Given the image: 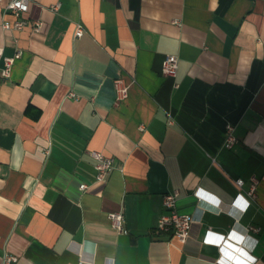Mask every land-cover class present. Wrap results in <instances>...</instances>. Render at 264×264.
<instances>
[{
    "label": "crops",
    "instance_id": "crops-1",
    "mask_svg": "<svg viewBox=\"0 0 264 264\" xmlns=\"http://www.w3.org/2000/svg\"><path fill=\"white\" fill-rule=\"evenodd\" d=\"M4 2L0 264H264V0H29L20 29ZM91 150L113 158L103 181ZM175 189L184 242L156 228Z\"/></svg>",
    "mask_w": 264,
    "mask_h": 264
},
{
    "label": "built area",
    "instance_id": "built-area-1",
    "mask_svg": "<svg viewBox=\"0 0 264 264\" xmlns=\"http://www.w3.org/2000/svg\"><path fill=\"white\" fill-rule=\"evenodd\" d=\"M3 1V0H0ZM29 0H5L4 10L9 11L14 16L12 21L3 20L1 26L5 29H20L26 22L22 15L28 9ZM58 7V3L52 6L53 9ZM41 20L33 19L30 21L31 28L34 31H38L41 28ZM83 32L82 26L79 22L75 23L74 35L80 36ZM20 56V50H16L11 55L3 54V47L0 46V58H2V66L0 67V75L3 78H8L10 75L11 66L14 60ZM178 57L176 54L168 53L164 55L161 61V73L166 76L174 77L177 72ZM113 86L115 91V97L117 100L123 99L127 96L129 84L122 77H115L113 79ZM236 138L234 135V126L230 123L225 125L223 144L226 147H231ZM90 155L94 159V167L96 170V180L103 181L108 174L109 170L113 166L112 156L103 153L100 150H91ZM235 184L240 187L243 180L241 178H235ZM257 179L251 177L249 188L246 190V194L249 197H254ZM87 187L86 183H80L79 189L84 190ZM178 196V190L167 192L163 195L162 204L164 207L170 209L168 213H162L157 219L156 228L159 231H167L172 237H175L179 242H184L188 236L190 224L193 221V216L188 213H179L174 209L175 201ZM123 212L121 209L111 211L109 213L110 224L115 229L122 231L123 226ZM253 231H257L258 227L250 226ZM17 256L12 253H3V261L5 263L16 262ZM78 264H85L80 261Z\"/></svg>",
    "mask_w": 264,
    "mask_h": 264
}]
</instances>
